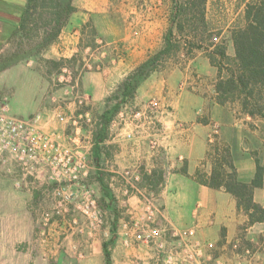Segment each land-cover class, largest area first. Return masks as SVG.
<instances>
[{
	"label": "rangeland",
	"instance_id": "obj_1",
	"mask_svg": "<svg viewBox=\"0 0 264 264\" xmlns=\"http://www.w3.org/2000/svg\"><path fill=\"white\" fill-rule=\"evenodd\" d=\"M252 1L255 0H206L205 25L193 20L195 10H186L182 32L174 29L175 51L158 64L157 70L144 81L143 88H137L134 98L122 104L111 121L99 170L92 158L97 119L107 105L111 107L121 99L120 86L126 76L158 50L147 54L131 71L119 69L112 63L116 56L125 57V53L118 48L113 50L117 55L107 53L106 64L99 71H105L103 81L106 85L99 94L87 75L96 70L84 66L90 53L56 61L50 58V48L57 39L50 41L55 27L49 23L47 12L41 17L37 10L25 31L17 28L11 31L8 39L0 40V101H6L13 116L26 120L39 116L40 129L62 146L72 147L85 163L76 184L54 182L44 165L35 171V178L20 182L0 173V264H103L102 244L112 237L119 239L118 234L123 233L127 243L121 242L119 246L127 255L128 264H163L162 258L150 246L136 240V236L145 224L168 227L172 233V227L164 219L163 196L167 194L163 190L173 175H181L180 171L187 169L185 149L197 150V139L205 138L206 154L195 161L196 171L192 177L196 173L209 176L213 165L221 161L223 148L228 147L220 129L239 127L246 131L242 150L253 160L258 159L264 168L263 119L243 114L237 101L227 106L216 103L217 70L207 60L212 51L210 43L222 44L229 57L228 63L232 64L231 32L244 24L245 4ZM70 2L72 4L73 0ZM162 3L169 10V28L173 3L172 0H162ZM92 37L90 32L84 39L85 45L91 44ZM83 58H86L84 62ZM124 74L126 76L121 79ZM111 75L114 80L108 84ZM150 101L158 103L154 116H157L162 133L157 136L148 128V120L140 123L131 120V116L144 111ZM198 125L206 126L205 132L194 130ZM170 129L174 133L168 138L166 131ZM98 173L104 174V184L113 197L112 202L103 195ZM82 185L92 189L101 216L100 224L72 212L82 201ZM56 188L67 189L71 194L70 203H60V199L53 197ZM73 220L76 225L72 224ZM242 230L244 227L239 234L243 240L232 249L233 254L264 251V237L258 232L248 235V239L257 241L251 246ZM173 232L177 236H166V241L174 247H178L179 237L189 240L194 236L193 230L183 233L175 229ZM190 232L193 234L189 237ZM210 237L209 233L203 235V243ZM191 245H196L197 256L190 248L184 251L175 248L173 264H194L202 254L225 253L214 244L198 245L191 241ZM108 250L113 258L114 243ZM189 255L194 258L187 263L185 258Z\"/></svg>",
	"mask_w": 264,
	"mask_h": 264
},
{
	"label": "crops",
	"instance_id": "obj_2",
	"mask_svg": "<svg viewBox=\"0 0 264 264\" xmlns=\"http://www.w3.org/2000/svg\"><path fill=\"white\" fill-rule=\"evenodd\" d=\"M27 0H0V40L8 39L11 31H15L20 24ZM73 13L65 27L61 30L54 46H51L49 54L53 60L59 58L69 59L81 54L90 53V58L81 59L88 69L96 72L88 73L92 80V86L97 93L102 94L106 83L103 81L104 64H106L107 53L113 50L125 53V57L116 56L113 64L119 69L131 71L144 57L153 51L162 48L163 38L168 29L169 10L164 7L162 0H73ZM93 33L90 45H85L84 39L89 33ZM103 44V46H95ZM113 45L111 49L109 46ZM109 47V49L105 48ZM111 49V50H110ZM114 55H117L115 52ZM140 60V61H138ZM126 74L121 76V79ZM108 84L114 80L111 75ZM85 84V79L82 80ZM143 82L138 89L143 88ZM83 90L85 86L83 85ZM105 96V95H104ZM197 114V113H196ZM205 127L199 125L196 131L205 132ZM173 131V130H172ZM171 129L167 130V137H172ZM223 141L230 148L233 166L237 180L248 184L253 180L255 174L254 160L245 153L242 142L246 135L243 128L222 127L220 129ZM188 137V136H187ZM190 136L188 137V139ZM197 150L189 148L184 150L187 160V176L175 174L166 184L164 197V219L173 230L180 229L183 233L193 230L194 236L190 241L198 245H211L225 250L222 255L202 256L194 264H264V251L257 250L249 256L233 254L232 249L236 244L242 242L240 230L245 235L248 244H257L254 239H248V235L258 232L264 237V224L247 226V217L241 215L237 210L234 198L224 190H213L196 183L192 176L196 171L195 161L202 159L206 154L205 138L197 139ZM164 194V195H165ZM253 200L264 208V181L261 188L253 191ZM257 226L260 227L257 230ZM124 229L125 226L122 225ZM209 233L210 239L203 243L202 236ZM124 234H118L114 242L115 255L111 256L112 264H128L127 255L123 253L119 244L124 243ZM223 234V236H220ZM103 253V252H102ZM124 254V255H123ZM152 259V256L149 257ZM103 264H105L103 256ZM152 262V261H151Z\"/></svg>",
	"mask_w": 264,
	"mask_h": 264
},
{
	"label": "trees",
	"instance_id": "obj_3",
	"mask_svg": "<svg viewBox=\"0 0 264 264\" xmlns=\"http://www.w3.org/2000/svg\"><path fill=\"white\" fill-rule=\"evenodd\" d=\"M61 2L64 1L27 0L18 30L25 31L32 21V16L39 10L41 17L44 12H47L49 23H52L55 27V32L51 35L50 41L57 39L68 18L76 12L70 0L64 3ZM172 3L170 26L163 38L162 48L126 76L120 86L121 99L111 107L107 105L97 119L93 131L92 158L98 170L100 169L103 146L107 140L111 121L118 113L121 105L134 98L137 88L151 73L157 70L158 64L175 51L176 45L173 43L174 29L176 27L177 31L182 32V20L187 14L186 10L189 8L195 10L193 20L200 25H205L206 0H185L183 3H180V0H172ZM231 40L234 49L232 64L228 63L229 57L226 55L224 45L211 43L209 45L212 51L207 55V60L210 66L217 70L214 86L215 101L220 106H227L237 101L243 114L250 118L258 116L264 121V0H255L245 4L244 24L232 30ZM187 53L190 54L191 51L187 50ZM225 65L228 67H225ZM229 66L231 67L229 68ZM222 152L221 161L213 165L209 176H200L199 173H196L192 179L202 186L213 190H224L231 195L236 202L237 210L243 211L246 215L247 226L264 224V208L253 200L254 189L263 186L264 168L255 158L253 180L248 184L241 183L236 179L229 147L223 148ZM225 168H228L231 172L227 173ZM98 174L103 195L112 202L113 197L104 184V174ZM180 174L187 176L186 167L180 171ZM114 240L115 238L112 237L109 242L102 244L105 264H112L108 247L114 243Z\"/></svg>",
	"mask_w": 264,
	"mask_h": 264
},
{
	"label": "built area",
	"instance_id": "obj_4",
	"mask_svg": "<svg viewBox=\"0 0 264 264\" xmlns=\"http://www.w3.org/2000/svg\"><path fill=\"white\" fill-rule=\"evenodd\" d=\"M157 110L158 103L150 101L144 111L135 112L131 116V120L135 123L148 120L146 124L152 130L153 135H160L161 128L157 125V116H154ZM38 121L39 116L26 120L11 115L6 101H0V173L20 182L35 178V171L44 165L50 172V179L54 182L79 183V175L85 168V163L72 147H64L52 135L45 134L37 125ZM85 175L86 173L83 174V176ZM80 190L82 201L73 207L72 212L80 214L88 221L100 224L101 216L92 197L91 187L82 185ZM52 195L54 198L60 199V203H70L71 194L67 192L66 188H56ZM72 224L76 225L77 223L73 220ZM192 234L190 232L188 236L190 237ZM166 236L176 237L177 235L173 230L171 233V229L168 227H154L145 224L136 236V240L150 246L156 255L162 258L163 264H173V252L176 249L184 251L190 248L193 255L197 256L196 245H191L190 239L179 237V245L174 247L167 243ZM124 242L127 243V241ZM250 254L249 251H245L246 256ZM193 258L192 255H189L185 258V262L189 263Z\"/></svg>",
	"mask_w": 264,
	"mask_h": 264
}]
</instances>
